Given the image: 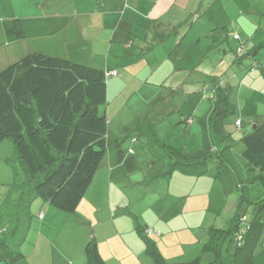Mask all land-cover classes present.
Masks as SVG:
<instances>
[{
	"label": "crops",
	"instance_id": "0c3cea01",
	"mask_svg": "<svg viewBox=\"0 0 264 264\" xmlns=\"http://www.w3.org/2000/svg\"><path fill=\"white\" fill-rule=\"evenodd\" d=\"M0 1L9 4L13 0ZM24 1L14 0L12 8L17 3L21 8ZM30 1L35 14L23 15L12 9L8 19L64 16L70 19L69 25L53 37L12 43L3 40L0 43V69L10 64L11 53L19 52L22 56L33 50L55 53L63 47L69 58L85 48V56H92L91 65L105 69L109 100L111 87L124 82L129 63H132L127 60L128 55L135 63L148 59L149 69L143 65L140 71L150 70V73L145 78L143 74H134L131 78V81H139L141 88L147 89V96L144 95L146 112H122L124 101L120 111L110 120L109 112H105L109 123L108 140L120 139L123 148L135 156L137 167L126 171L122 164H115L107 154L73 213L61 211L41 198L36 199L31 205V213L40 221V227L29 228L19 247L24 257L16 264H87L84 247L92 237L108 264H157L147 241L139 233L140 228L153 230V234L148 236L167 263L194 260L204 251L203 245L208 241L209 229L213 226L212 221L209 225L201 222L212 217L213 200L222 194L220 183L215 178L216 166L212 163L209 173L202 177L179 171L167 174V162L156 153L157 148H151L156 147L153 138L155 135L158 142L182 147L187 152L199 150L202 147L200 118L208 112L212 91L220 84L229 87V99L236 106L230 123L233 120L236 126V121L240 120L241 128L236 127L237 130L243 132V123L247 122L251 132L257 123L264 120V46L255 58L251 53L264 43V34L259 35L257 31L263 29L264 0H124L119 10L110 8L115 0H55L52 7L48 5L49 11L42 9V12L34 8L39 4L38 0ZM1 19L0 22L6 20ZM235 34L239 38H235ZM24 42H30V45L24 47ZM39 44H43L44 49ZM239 47H243L241 55L248 52L251 53L248 58L259 60L255 69L250 70L252 74L243 75L240 79L236 74L233 77L226 75L230 74L226 69L231 70L236 65L234 58ZM106 50L109 54L104 65L100 55ZM96 55L99 56L97 62L93 58ZM110 56L113 62H110ZM193 73L195 75L191 76ZM202 74L212 76L213 81L209 84L202 81ZM165 84L177 85L173 86L177 91L181 87L190 89H183L186 100L178 92L184 107L174 106L170 112H177L174 117L182 123L178 124V139L173 140L162 136L155 126L150 132L146 127L140 128L138 121L141 117L155 122L153 109L159 106L164 96L153 89ZM129 85L127 83L126 87ZM208 91L211 92L207 98L209 105L203 97ZM233 93L236 99H233ZM187 104H190L188 110L196 104V111H186ZM199 109L204 111L201 116ZM114 122L116 124L112 127ZM230 134L227 145L237 143L236 147L241 151L243 134ZM99 188L102 189L101 195L97 194ZM201 207L205 213L202 217L199 213ZM222 222L223 218L218 215L214 225H222ZM210 255L214 258L211 264H215L214 255ZM220 261L227 264L231 260L228 258L227 262L222 255ZM0 264L6 263L1 261Z\"/></svg>",
	"mask_w": 264,
	"mask_h": 264
},
{
	"label": "trees",
	"instance_id": "16d2710c",
	"mask_svg": "<svg viewBox=\"0 0 264 264\" xmlns=\"http://www.w3.org/2000/svg\"><path fill=\"white\" fill-rule=\"evenodd\" d=\"M123 2L115 0L111 10H119ZM69 22L64 16L6 19L0 22V43L53 37ZM263 46L255 47L253 58ZM251 53L237 51L234 64L241 66ZM258 62L254 59L249 70ZM222 86L212 91L209 110L200 118L202 147L187 152L161 142L156 153L167 162V174L179 171L202 177L214 163L215 178L225 197L236 201L233 213L226 217L219 214L222 225L209 229L204 251L214 255L215 264H225L220 261L225 251L231 260L227 264H264V245L256 252L264 237V120L243 134L241 151L237 143L228 146L231 134L224 121L235 113L236 106L229 99V87ZM106 105V72L73 62L63 47L55 53L30 51L0 69V143L10 139L16 154L9 159L14 178L8 194V201L15 206L16 225L0 239V262L16 264L24 257L19 247L31 227V205L36 199L73 213L107 154L126 171L137 167L135 156L123 148L120 139L108 140ZM139 126L150 132L155 125L142 118ZM153 140L158 141L155 135ZM248 206H252L249 219ZM145 229L140 228L139 233L157 264H169ZM84 254L87 264H108L94 237L85 245ZM177 264L205 263L199 256Z\"/></svg>",
	"mask_w": 264,
	"mask_h": 264
},
{
	"label": "rangeland",
	"instance_id": "374dc122",
	"mask_svg": "<svg viewBox=\"0 0 264 264\" xmlns=\"http://www.w3.org/2000/svg\"><path fill=\"white\" fill-rule=\"evenodd\" d=\"M49 1L50 0H38L36 2H38L39 4H37L38 6L35 4L34 8H38L39 9L38 12H42V9L49 11L50 8H48V5L52 7V5L55 4V0H52L53 3H49ZM13 3H14V0L12 2H10L9 4L0 1V19L1 18L2 19L3 18H6V19L10 18L9 16L11 14L10 12L12 11V9H15L16 12H22L23 15L29 16L30 14H35L31 10V7H33V6L30 5V3H31L30 0H25L22 3L23 5L20 6L21 8L18 7L19 3L15 4V8H12ZM15 3H16V1H15ZM253 19H255V18H253ZM263 23H264V19H263ZM262 28L263 29H259V30L257 29V31L259 32V35L262 34V36H263L264 24L262 25ZM263 39H264V36H263L262 40ZM229 41L232 42V40H230V39H229ZM100 44H102V41ZM23 45H24V47H27L30 45V42L29 43L24 42ZM39 46L41 48H43V44H39ZM233 49L235 50V45H233ZM25 50H27V49H25ZM55 51L59 52V49L55 50ZM85 51H86L85 48H81L77 51L76 54L74 53L73 55H71V57H69V59L72 60L73 62H77L80 64H85V65H89V66L94 67V65H91L92 64V56L91 57L85 56V55H87ZM113 51L114 50H112V53H113ZM99 52L100 53L102 52L101 48H100ZM100 53H98V54L100 55ZM108 54H109V52L106 50L102 55H100L104 65L106 63V59H107ZM21 56L22 55L19 52L11 53V55L9 57V62L11 63ZM93 58L95 59V62H97V60L99 59V56L96 55ZM127 60H130V62H132V63H129L128 72L125 74L123 84L120 86H112L111 87L112 94H111L110 100L108 99V95H107V105H106L104 111L109 112V117H108L109 120L113 115H115L117 113L118 110L120 111L119 108H120L121 104H123V101L125 102V106L122 107L123 108L122 112H129V111L131 112L132 110H134L135 112H141V111L146 110V106H145L146 100L144 98V95L147 96V89L141 88L140 87L141 83L137 80L131 81V78L134 74H143V78H145V76H147L150 73V70H148L146 72L140 71V67L143 65L149 69V64L146 63V61H148V59H145V60L142 59L139 61L137 60V63H135V60L133 59V57L128 55ZM228 61H229V58H228ZM110 62H113L112 56H110ZM120 62H121V60H120ZM252 65H253L252 58L247 57V58H245V60L241 66L234 65L233 69H231V70L226 69L230 72V74H226V75L233 77V74H236V76L238 75L239 79H240L241 77H243V75L252 74L248 68L249 66H252ZM95 67L100 68L97 66H95ZM258 71L259 70H257L256 72H258ZM177 74H179V73H177ZM182 74L189 75L188 72H183ZM208 74H209V72H208ZM193 75H195V73L191 74V76H193ZM157 76H158V74H155V77H157ZM201 79H202V81L208 82V84L213 81V77L210 75H206V74H202ZM235 80L238 81V79H235ZM127 83L128 84L130 83V85L128 87H126ZM233 83H234V81H233ZM173 86H177V85L165 84L164 87L160 86V87H156L155 89H153L154 92L158 91L159 92L158 95L161 94V96H164V98H162L163 100H162V102L159 103V106L155 107L153 109V117L152 118L155 121L154 122L156 124L155 127L158 129V132L161 133L162 136H165V137L169 136V138H168L169 140L178 139V136H177L178 130L177 129L180 126L178 124H182V123L178 122V120L174 117V114L177 112H174L171 114H170V112H172L174 110V106L184 107L185 103L182 104L181 100H180L181 95H184L185 100H186L187 97L185 96L184 90L185 91L190 90L188 88L181 87V90L177 91V90H174L175 87H173ZM235 90H237V89H235ZM120 91L123 92L122 95H121ZM135 92H137V95H134ZM258 93L260 95H262L261 92H258ZM204 95L205 96H203V97H204V99H206L207 104L209 105V100H207V98L210 97L211 92L210 91L205 92ZM172 96L174 97V99ZM201 97L202 96L198 97L197 99H200ZM167 98H169L168 101H167ZM233 99H236L234 93H233ZM141 105H142V107H141ZM149 106H150L149 108L152 107L151 105H149ZM186 107L187 108H185V110L190 111L191 113H194L197 109L196 104L192 105L191 106L192 108L190 110H188V108L190 107V104H187ZM142 108H144V109H142ZM198 112H200L198 114H199V116H201L203 114L201 112H204V111H201V109H199ZM234 116L235 115L227 116L226 117L227 119L225 120V128L229 133H232L233 136H240L244 132H249V130H251V129H249V125H247V122L243 123V130H244L243 132L241 130L240 131L237 130L236 126L233 123V120L230 123V119ZM140 119H142V118L139 117L138 121ZM115 124H116V122H114L112 124V127H114ZM197 124H198V121H197V118H195V125H197ZM132 134H136V132H133ZM191 135H193V134H191ZM153 143L156 145V147H153V146L151 147L153 150L155 148H157V145L160 146L163 144V143L158 142L157 140H154ZM241 146L243 147L242 144H241ZM15 155H16L15 150H14L13 144H12L10 139H5L4 141H2L0 143V239L3 238L5 235H9L12 232V230L15 228V225H16L15 206H14V204H11L8 201V194L10 191V185L13 182V178H14L13 167L10 164L9 159L15 158ZM219 187L221 189L222 194H219V197L217 198V200L216 199L213 200L212 211L210 213V215H212V217H209L206 220H204L203 222H201L202 225H209L211 223V221H212V225H214L216 220H217V217L220 213H222L224 216H227L228 212H230L229 214H231L234 211V208H235L234 204H236V201L232 200V199L231 200L227 199L223 194L222 186L220 185ZM101 192H102V189L99 188L97 191V194L101 195ZM232 204H233V207H231ZM216 208H218L217 213H216ZM220 210H222V212ZM251 211H252V206H248V209H247V218L248 219L251 218V216H252ZM199 213H200V217L204 216L205 213H204L203 207H201V211ZM32 220H33V221H31L32 229H34V228L39 229L40 221L37 220V217H36V219H35V217H33ZM263 245H264V237H263L262 242L259 244L258 248L256 249L257 253L261 250ZM203 247H204V245H203ZM223 255H224V259L228 262L229 257H228V254L226 253V251L223 253ZM200 256H201L203 263H205V264H211V262H213V260H214L212 255H210V253L205 252V251H202Z\"/></svg>",
	"mask_w": 264,
	"mask_h": 264
},
{
	"label": "built area",
	"instance_id": "2783aa9c",
	"mask_svg": "<svg viewBox=\"0 0 264 264\" xmlns=\"http://www.w3.org/2000/svg\"><path fill=\"white\" fill-rule=\"evenodd\" d=\"M234 37H235V38H239V35L235 34ZM242 52H243V47H239V48H238V53H242ZM115 74H116V72H113V75H115ZM236 127H237L238 129L241 128V121H240V120L236 121ZM42 216H43V215L41 214L40 217H42ZM145 233H146L147 235H152V234H153V230L150 229V228H146V229H145Z\"/></svg>",
	"mask_w": 264,
	"mask_h": 264
},
{
	"label": "water",
	"instance_id": "95a60500",
	"mask_svg": "<svg viewBox=\"0 0 264 264\" xmlns=\"http://www.w3.org/2000/svg\"><path fill=\"white\" fill-rule=\"evenodd\" d=\"M255 127V126H254Z\"/></svg>",
	"mask_w": 264,
	"mask_h": 264
}]
</instances>
